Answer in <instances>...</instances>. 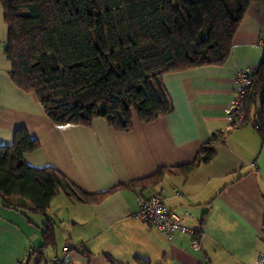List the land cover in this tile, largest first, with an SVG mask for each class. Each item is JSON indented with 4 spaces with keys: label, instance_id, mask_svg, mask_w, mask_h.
I'll use <instances>...</instances> for the list:
<instances>
[{
    "label": "crops",
    "instance_id": "0c3cea01",
    "mask_svg": "<svg viewBox=\"0 0 264 264\" xmlns=\"http://www.w3.org/2000/svg\"><path fill=\"white\" fill-rule=\"evenodd\" d=\"M263 38L264 0H256L222 64L163 74L169 113L150 122L133 113L128 131L114 130L101 117L88 126L54 125L36 95L11 79L0 4V145L11 144L14 131L25 128L39 142L25 155L31 166L53 167L80 189L99 193L152 177L160 167L189 163L213 133L220 135L213 157L188 174L166 172L157 184L113 190L97 203H73L59 192L44 216L25 201L17 199L23 208L11 209L0 199V264H50L66 244L72 264H254L264 250V138L252 124L253 111L236 125L226 109L236 95L237 71H256ZM154 195L195 232L169 241L138 218L139 201ZM57 209L62 235L53 226V244L44 246L45 220L52 223ZM66 218L74 221L66 225Z\"/></svg>",
    "mask_w": 264,
    "mask_h": 264
},
{
    "label": "trees",
    "instance_id": "16d2710c",
    "mask_svg": "<svg viewBox=\"0 0 264 264\" xmlns=\"http://www.w3.org/2000/svg\"><path fill=\"white\" fill-rule=\"evenodd\" d=\"M254 1L0 0L7 29L4 54L13 83L36 95L54 125L88 126L101 117L114 130L128 131L133 113L150 122L172 110L163 74L228 58L236 29ZM252 77L243 123L253 111L252 124L264 138V46ZM219 137L213 133L189 163L89 193L53 167L28 164L25 155L39 142L21 127L11 144L0 145L1 205L19 209V201H25L45 216L59 192L73 203H97L113 190L157 184L166 172L188 174L213 157ZM52 233L46 218L44 246L53 244Z\"/></svg>",
    "mask_w": 264,
    "mask_h": 264
},
{
    "label": "built area",
    "instance_id": "2783aa9c",
    "mask_svg": "<svg viewBox=\"0 0 264 264\" xmlns=\"http://www.w3.org/2000/svg\"><path fill=\"white\" fill-rule=\"evenodd\" d=\"M264 45V38H263ZM253 77L250 73L237 71L236 81L234 85V98L229 101L226 109L228 118L232 116L236 119V125L243 123L245 114V97L252 84ZM257 128V126H256ZM253 165V164H252ZM141 220L156 227L167 240H171L178 233H194L193 229L183 223V219L177 213L171 211L159 195H154L149 198H143L138 203L136 213ZM264 242V230L262 234ZM29 252H33L34 248L29 247ZM50 264H72L70 256V247L66 244L62 247L60 254L49 258ZM254 264H264V250L259 251L256 255Z\"/></svg>",
    "mask_w": 264,
    "mask_h": 264
},
{
    "label": "rangeland",
    "instance_id": "374dc122",
    "mask_svg": "<svg viewBox=\"0 0 264 264\" xmlns=\"http://www.w3.org/2000/svg\"><path fill=\"white\" fill-rule=\"evenodd\" d=\"M4 21V20H3ZM5 43V42H4ZM2 46V45H1ZM59 195H62V193H60ZM62 197V196H61ZM56 203V200L55 202ZM59 210L57 209L54 214H56L55 218L53 219L54 221H52V225L55 227V231L57 233L58 236H61L62 235V231H63V224L64 222H60V216L59 215ZM74 220L72 218L70 219H65V224L68 225V224H72ZM42 264H47V263H44V261H42Z\"/></svg>",
    "mask_w": 264,
    "mask_h": 264
}]
</instances>
